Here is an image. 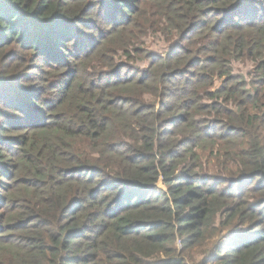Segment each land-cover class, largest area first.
Masks as SVG:
<instances>
[{
	"label": "trees",
	"instance_id": "obj_1",
	"mask_svg": "<svg viewBox=\"0 0 264 264\" xmlns=\"http://www.w3.org/2000/svg\"><path fill=\"white\" fill-rule=\"evenodd\" d=\"M0 264H264V0H0Z\"/></svg>",
	"mask_w": 264,
	"mask_h": 264
},
{
	"label": "rangeland",
	"instance_id": "obj_2",
	"mask_svg": "<svg viewBox=\"0 0 264 264\" xmlns=\"http://www.w3.org/2000/svg\"><path fill=\"white\" fill-rule=\"evenodd\" d=\"M157 41L156 40H150L149 41V45L151 44V46H154V45H157L158 43H156ZM236 71H245V70H243L241 67H236ZM210 168H212V167H210ZM199 252V251H198ZM197 252V253H198Z\"/></svg>",
	"mask_w": 264,
	"mask_h": 264
}]
</instances>
